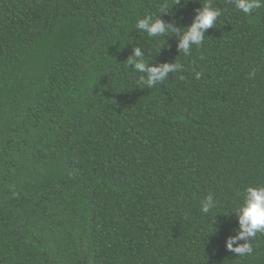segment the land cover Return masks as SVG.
Masks as SVG:
<instances>
[{"label": "trees", "instance_id": "1", "mask_svg": "<svg viewBox=\"0 0 264 264\" xmlns=\"http://www.w3.org/2000/svg\"><path fill=\"white\" fill-rule=\"evenodd\" d=\"M207 2L0 0V264H264V233L226 248L264 185V7L211 0L187 56L135 27ZM135 47L183 68L148 88Z\"/></svg>", "mask_w": 264, "mask_h": 264}, {"label": "clouds", "instance_id": "2", "mask_svg": "<svg viewBox=\"0 0 264 264\" xmlns=\"http://www.w3.org/2000/svg\"><path fill=\"white\" fill-rule=\"evenodd\" d=\"M178 3L180 0H176V4ZM233 3L238 10L246 15L252 14L255 9L264 7V0H233ZM220 15L221 10L213 7L211 0H208L196 10L193 22L187 27H176L173 22L166 23L161 16L155 18L152 15H146L139 19L135 27L137 30L147 33L149 37H162L168 33L179 36L177 50L187 56L193 45H202L206 31L214 27ZM144 57L142 48L135 47L133 55L128 57L126 63L132 66L136 72L144 74L141 75L140 82L146 84L148 88L166 80L170 72H179L183 68V65L176 60L157 65L148 63ZM199 76L200 73H196L197 79ZM201 203V212L205 214L216 207V201L212 195L207 196ZM233 213L237 217L239 228L236 235L227 239L226 248L238 255L251 254L253 252L251 238H254L257 233H264V185L248 186L244 192L243 203ZM241 241L243 242L241 243Z\"/></svg>", "mask_w": 264, "mask_h": 264}]
</instances>
